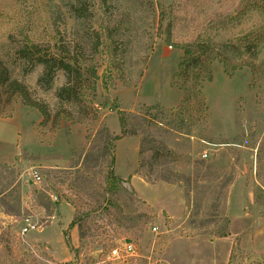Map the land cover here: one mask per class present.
I'll use <instances>...</instances> for the list:
<instances>
[{
    "label": "rangeland",
    "instance_id": "374dc122",
    "mask_svg": "<svg viewBox=\"0 0 264 264\" xmlns=\"http://www.w3.org/2000/svg\"><path fill=\"white\" fill-rule=\"evenodd\" d=\"M261 7L0 0V91L16 80L49 116L0 92V264H264V45L257 77L232 69L236 47L264 36ZM198 42L225 59L232 46L228 70L198 72L201 97L174 82L176 46ZM32 45L80 70L77 101L57 95L63 71L39 83L37 55L19 54ZM27 219L37 228L22 235Z\"/></svg>",
    "mask_w": 264,
    "mask_h": 264
},
{
    "label": "trees",
    "instance_id": "16d2710c",
    "mask_svg": "<svg viewBox=\"0 0 264 264\" xmlns=\"http://www.w3.org/2000/svg\"><path fill=\"white\" fill-rule=\"evenodd\" d=\"M262 10L264 8L261 7ZM252 41H248L247 43L242 44L241 46L236 47L235 50H237L240 62L236 66H234L232 69H241L245 66L251 68L253 76H258V69L257 64L255 62V59H257L258 54L260 53V46L264 45V36H255L251 37ZM168 43H170V38L167 40ZM250 42V43H249ZM177 48L184 50V58L182 62L179 64L178 71L174 77L175 85L185 92L187 91V88L185 87V84L188 80L194 81L195 87H196V94L197 96L201 97V89H200V75H198V72L201 71V73H204L206 69L211 65L212 62L218 60L221 63L225 65V67H229V56L228 53H230L229 48L231 49L232 46H227V59L223 58L222 55L218 53V50H215L213 48H209L208 43L206 42H198L196 45L189 44L186 46H176ZM19 54L23 59L33 57L34 55H37L36 63L40 66H42V73L39 77V83H47L49 86H51L53 78L55 74L58 71H63L66 77L68 78L67 84L60 87L58 90L59 98L66 99L65 101H77L78 94L76 93V89L70 84V78L73 75V73L77 78L81 76L80 70L75 69V67L72 66L71 61L63 60L61 59L60 54L50 55V56H43L40 52L39 48L37 46H27L23 48L22 50H19ZM253 57L249 62V58ZM50 57V58H49ZM32 59V58H31ZM91 77L93 79L97 80L99 79V76L95 70V68H91ZM0 85L1 87H4L6 83L8 82V74L5 71L0 72ZM5 92L8 94H19L26 104H28L32 108L38 109L41 114L44 117V121L49 117L47 110L44 106L41 104L35 103L31 100L29 94L27 91L16 81H11L7 88L4 89ZM4 90H1L4 92ZM0 91V92H1ZM188 93V91H187ZM122 113V112H121ZM120 123L122 125L123 130L125 131L127 126V120L124 117L123 114L120 116ZM145 140H142V143L144 144ZM163 181H168L164 178H161ZM119 178H117L113 173L110 174L107 185L111 189V191L116 190L117 183L119 182ZM55 207H60V202L54 204ZM76 226V221L73 220L69 226V229H72Z\"/></svg>",
    "mask_w": 264,
    "mask_h": 264
},
{
    "label": "built area",
    "instance_id": "2783aa9c",
    "mask_svg": "<svg viewBox=\"0 0 264 264\" xmlns=\"http://www.w3.org/2000/svg\"><path fill=\"white\" fill-rule=\"evenodd\" d=\"M33 179H34V182L39 183L41 181V176L36 171H34L33 172ZM36 228H37V225L31 223L30 220L27 219V224L22 231V235H26L27 233L36 230ZM157 230H158V228H156V227L153 229L154 232H156ZM128 246H129V249H127V251L132 249V247L130 245H128ZM112 254L114 256H118L119 250L115 249Z\"/></svg>",
    "mask_w": 264,
    "mask_h": 264
},
{
    "label": "crops",
    "instance_id": "0c3cea01",
    "mask_svg": "<svg viewBox=\"0 0 264 264\" xmlns=\"http://www.w3.org/2000/svg\"><path fill=\"white\" fill-rule=\"evenodd\" d=\"M82 141H83V138H82Z\"/></svg>",
    "mask_w": 264,
    "mask_h": 264
}]
</instances>
